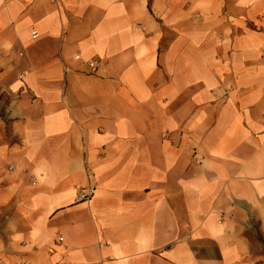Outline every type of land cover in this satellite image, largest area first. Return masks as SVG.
Returning <instances> with one entry per match:
<instances>
[{
  "label": "crops",
  "instance_id": "0c3cea01",
  "mask_svg": "<svg viewBox=\"0 0 264 264\" xmlns=\"http://www.w3.org/2000/svg\"><path fill=\"white\" fill-rule=\"evenodd\" d=\"M0 70L7 264L264 263V0H0Z\"/></svg>",
  "mask_w": 264,
  "mask_h": 264
},
{
  "label": "rangeland",
  "instance_id": "374dc122",
  "mask_svg": "<svg viewBox=\"0 0 264 264\" xmlns=\"http://www.w3.org/2000/svg\"><path fill=\"white\" fill-rule=\"evenodd\" d=\"M3 83L0 70V84ZM12 99L13 97L7 94V91L0 86V129L3 140L7 141V143H14L18 140L16 136L12 135L10 123L7 121V108ZM12 236V233L7 231V207H5V209L0 210V264H7V256L30 257L45 254L51 255L53 253V248L37 247L34 242L29 240L27 243L24 241L15 242L12 240Z\"/></svg>",
  "mask_w": 264,
  "mask_h": 264
},
{
  "label": "built area",
  "instance_id": "2783aa9c",
  "mask_svg": "<svg viewBox=\"0 0 264 264\" xmlns=\"http://www.w3.org/2000/svg\"><path fill=\"white\" fill-rule=\"evenodd\" d=\"M33 37H37V33H36V32L33 33ZM89 66L92 68L93 71H96V70H97V67H98V63H96V62H91V63L89 64Z\"/></svg>",
  "mask_w": 264,
  "mask_h": 264
}]
</instances>
